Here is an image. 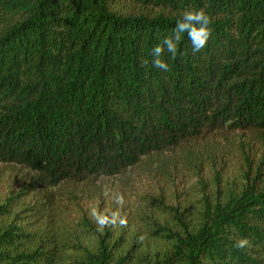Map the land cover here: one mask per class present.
I'll list each match as a JSON object with an SVG mask.
<instances>
[{
  "label": "trees",
  "instance_id": "16d2710c",
  "mask_svg": "<svg viewBox=\"0 0 264 264\" xmlns=\"http://www.w3.org/2000/svg\"><path fill=\"white\" fill-rule=\"evenodd\" d=\"M190 6L206 47L154 67ZM144 159L165 184L126 226L24 196ZM0 163L34 174L0 199V264H264V0H0Z\"/></svg>",
  "mask_w": 264,
  "mask_h": 264
},
{
  "label": "rangeland",
  "instance_id": "374dc122",
  "mask_svg": "<svg viewBox=\"0 0 264 264\" xmlns=\"http://www.w3.org/2000/svg\"><path fill=\"white\" fill-rule=\"evenodd\" d=\"M176 175L178 169L171 168ZM183 172L179 173V177ZM33 172L13 164L0 163V199H5L18 193L32 180ZM165 172L153 159H144L142 163L129 169L124 175L116 177H101L97 181L73 184H62L53 188H39L25 193L31 201L43 198L52 193L62 207H66L72 215L80 212H91L111 215L119 212L123 217H130L140 207V201L148 194L165 184ZM181 185V184H180ZM117 196L123 197V203H117Z\"/></svg>",
  "mask_w": 264,
  "mask_h": 264
},
{
  "label": "clouds",
  "instance_id": "9594fccd",
  "mask_svg": "<svg viewBox=\"0 0 264 264\" xmlns=\"http://www.w3.org/2000/svg\"><path fill=\"white\" fill-rule=\"evenodd\" d=\"M212 19L204 8L189 7L182 11L180 18L177 19L175 27L172 30L171 36H166L161 44H157L151 50L152 65L163 71H167L169 66L166 61L161 59L164 54L165 48L174 57L177 54V45L181 39V33H187L188 39L191 42L192 51L194 53L200 52L206 47L207 41L211 36ZM117 203H123V197L117 196ZM90 216L96 223L97 228L102 230L107 226H120L127 225V219L114 212L111 216L100 214L96 209H92ZM237 248L244 249L250 248L251 242L248 238H240L236 240L234 245Z\"/></svg>",
  "mask_w": 264,
  "mask_h": 264
}]
</instances>
